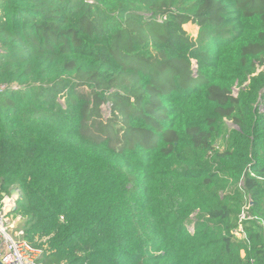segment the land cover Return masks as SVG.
Here are the masks:
<instances>
[{
    "label": "trees",
    "instance_id": "1",
    "mask_svg": "<svg viewBox=\"0 0 264 264\" xmlns=\"http://www.w3.org/2000/svg\"><path fill=\"white\" fill-rule=\"evenodd\" d=\"M0 85L41 264H264V0H0Z\"/></svg>",
    "mask_w": 264,
    "mask_h": 264
},
{
    "label": "built area",
    "instance_id": "2",
    "mask_svg": "<svg viewBox=\"0 0 264 264\" xmlns=\"http://www.w3.org/2000/svg\"><path fill=\"white\" fill-rule=\"evenodd\" d=\"M21 88L15 85H0V94L16 92ZM18 197V196H17ZM16 199L8 198L0 209V263L1 264H41L42 252L33 249L26 241L22 239L23 230L20 223L21 217L15 216L12 212L15 207ZM15 216V218H14ZM18 224L13 228L15 220ZM243 213L240 221L245 220ZM242 233L241 228L237 231ZM237 235V233H236Z\"/></svg>",
    "mask_w": 264,
    "mask_h": 264
},
{
    "label": "rangeland",
    "instance_id": "3",
    "mask_svg": "<svg viewBox=\"0 0 264 264\" xmlns=\"http://www.w3.org/2000/svg\"><path fill=\"white\" fill-rule=\"evenodd\" d=\"M183 28H184V30L186 31V33L188 34V36L191 39L195 40L197 38L198 29H199L197 26L192 25V24H187V25L183 26ZM259 71H261V70H259ZM236 92H237V90H235L234 94H236ZM60 103H62V100L60 101ZM101 110H102V116H103L104 120L112 119V115H111V112H110V106L103 105V106H101ZM259 110H260L261 113L264 114V103H261L259 105ZM227 128L231 129L232 127L230 126V124L227 123ZM217 145H220V142H219V144L217 142ZM14 195H15V193L14 194H8V195L4 194V196L0 197V209L3 208L4 202H7L8 198H10L11 196H14ZM11 199H14V197H11ZM246 210H247V208H244V211H243L244 212L243 213L244 217L246 216ZM240 216H241V214H240ZM191 219L193 220L194 218H191ZM19 225H21V226L24 225V219L22 221H20L18 226ZM188 229L190 231H192V226L190 225L188 227ZM240 235H241V233L237 232V236L240 237Z\"/></svg>",
    "mask_w": 264,
    "mask_h": 264
},
{
    "label": "water",
    "instance_id": "4",
    "mask_svg": "<svg viewBox=\"0 0 264 264\" xmlns=\"http://www.w3.org/2000/svg\"><path fill=\"white\" fill-rule=\"evenodd\" d=\"M15 193V195L14 196H11V197H14L15 199H16V202H17V199H18V192L16 191V190H12L11 191V194H14ZM2 196H4V194H2ZM16 211V203H15V207L13 208V210H12V212L14 213ZM1 264V263H0Z\"/></svg>",
    "mask_w": 264,
    "mask_h": 264
},
{
    "label": "bare ground",
    "instance_id": "5",
    "mask_svg": "<svg viewBox=\"0 0 264 264\" xmlns=\"http://www.w3.org/2000/svg\"><path fill=\"white\" fill-rule=\"evenodd\" d=\"M17 224H18V220L14 222L13 228L16 227Z\"/></svg>",
    "mask_w": 264,
    "mask_h": 264
},
{
    "label": "crops",
    "instance_id": "6",
    "mask_svg": "<svg viewBox=\"0 0 264 264\" xmlns=\"http://www.w3.org/2000/svg\"><path fill=\"white\" fill-rule=\"evenodd\" d=\"M16 216V215H15ZM15 216H14V218H15ZM15 220V219H14ZM21 220H23L22 218H21ZM16 221V220H15ZM19 223V222H18Z\"/></svg>",
    "mask_w": 264,
    "mask_h": 264
}]
</instances>
